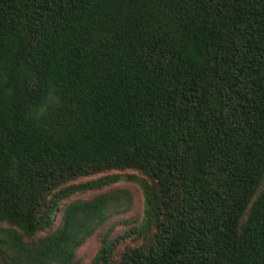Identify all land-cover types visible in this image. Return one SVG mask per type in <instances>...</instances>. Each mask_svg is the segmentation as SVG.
Returning <instances> with one entry per match:
<instances>
[{
    "label": "trees",
    "instance_id": "16d2710c",
    "mask_svg": "<svg viewBox=\"0 0 264 264\" xmlns=\"http://www.w3.org/2000/svg\"><path fill=\"white\" fill-rule=\"evenodd\" d=\"M119 182L90 264H264V0H0V264H77Z\"/></svg>",
    "mask_w": 264,
    "mask_h": 264
},
{
    "label": "rangeland",
    "instance_id": "374dc122",
    "mask_svg": "<svg viewBox=\"0 0 264 264\" xmlns=\"http://www.w3.org/2000/svg\"><path fill=\"white\" fill-rule=\"evenodd\" d=\"M107 189H125L130 194V202L127 208L119 213L113 214L106 223L98 228L90 237L76 251L77 264H90L93 257L97 253L101 245V236L104 233L109 234L111 237L126 234L131 228L137 227L142 219L143 213V194L140 186L132 182H119L115 183ZM98 191H91L86 193H79L72 196L71 199L88 198L96 194ZM57 225V221L45 232H41L38 236L51 232ZM141 239L134 238L133 236L127 237L118 246L120 252L126 245H137Z\"/></svg>",
    "mask_w": 264,
    "mask_h": 264
},
{
    "label": "clouds",
    "instance_id": "9594fccd",
    "mask_svg": "<svg viewBox=\"0 0 264 264\" xmlns=\"http://www.w3.org/2000/svg\"><path fill=\"white\" fill-rule=\"evenodd\" d=\"M39 115V114H38Z\"/></svg>",
    "mask_w": 264,
    "mask_h": 264
}]
</instances>
